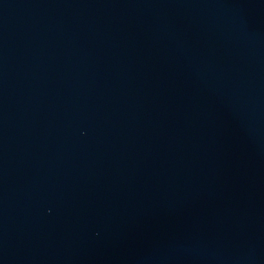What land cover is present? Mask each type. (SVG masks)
Listing matches in <instances>:
<instances>
[{
  "label": "water",
  "instance_id": "water-1",
  "mask_svg": "<svg viewBox=\"0 0 264 264\" xmlns=\"http://www.w3.org/2000/svg\"><path fill=\"white\" fill-rule=\"evenodd\" d=\"M0 264H264V0H0Z\"/></svg>",
  "mask_w": 264,
  "mask_h": 264
}]
</instances>
